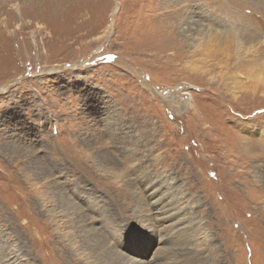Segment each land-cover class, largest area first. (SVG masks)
<instances>
[{
	"label": "rangeland",
	"instance_id": "1",
	"mask_svg": "<svg viewBox=\"0 0 264 264\" xmlns=\"http://www.w3.org/2000/svg\"><path fill=\"white\" fill-rule=\"evenodd\" d=\"M0 264H264V0H0Z\"/></svg>",
	"mask_w": 264,
	"mask_h": 264
},
{
	"label": "bare ground",
	"instance_id": "2",
	"mask_svg": "<svg viewBox=\"0 0 264 264\" xmlns=\"http://www.w3.org/2000/svg\"><path fill=\"white\" fill-rule=\"evenodd\" d=\"M118 9H119V7H118V5L115 7V10H114V13H113V15H116L117 14V12H118ZM239 58H241V57H239ZM242 64H240V66H241V68L240 69H242L243 68V66H244V63L243 62H241Z\"/></svg>",
	"mask_w": 264,
	"mask_h": 264
}]
</instances>
